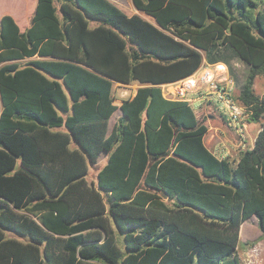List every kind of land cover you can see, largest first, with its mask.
Returning a JSON list of instances; mask_svg holds the SVG:
<instances>
[{
  "label": "trees",
  "instance_id": "trees-1",
  "mask_svg": "<svg viewBox=\"0 0 264 264\" xmlns=\"http://www.w3.org/2000/svg\"><path fill=\"white\" fill-rule=\"evenodd\" d=\"M131 2L154 23L110 0L0 17V264H241L240 225L264 235V0ZM203 58L249 68L235 98L260 127L236 162L161 95ZM115 82L140 86L116 106Z\"/></svg>",
  "mask_w": 264,
  "mask_h": 264
},
{
  "label": "built area",
  "instance_id": "built-area-1",
  "mask_svg": "<svg viewBox=\"0 0 264 264\" xmlns=\"http://www.w3.org/2000/svg\"><path fill=\"white\" fill-rule=\"evenodd\" d=\"M159 86L166 100L183 101L194 109L204 107L211 110L242 145L249 111L237 102L234 82L225 65L208 63L203 58L192 74Z\"/></svg>",
  "mask_w": 264,
  "mask_h": 264
},
{
  "label": "crops",
  "instance_id": "crops-1",
  "mask_svg": "<svg viewBox=\"0 0 264 264\" xmlns=\"http://www.w3.org/2000/svg\"><path fill=\"white\" fill-rule=\"evenodd\" d=\"M6 1L7 2L11 1V2L9 3L8 9L6 8V10L4 9V10L0 11V17L4 14L9 13V15H11L14 18V20L16 21V23L22 28V29L21 28L20 29L23 30L26 26H28V20L32 14V10L34 8V4H35L36 0H6ZM110 1L112 3L119 2V0H110ZM20 3L21 4L23 3V6L25 8L24 9L25 10L24 15L27 18V21L21 22L23 24V26L20 25L21 23L18 21V17L16 16V13H17L16 7H18V5H20ZM6 12H8V13H6ZM133 13H137L141 17H143L144 19L154 23V20L149 15H146L145 13H143L139 10H136V9L130 11V13L127 15H131ZM92 22H95V21H91V23ZM231 61H232V59H229L228 61H225L224 63L218 62L217 64H222V65L226 66V63H229V65H230ZM227 69H228V67H227ZM228 72H229V70H228ZM129 85L135 86V88L131 90L132 93H131L129 98L133 97V95L136 92V89L140 86V84L136 83V82H132L130 84H122V83L115 82L113 85V91H112L113 96L115 93L114 88H116L118 86H129ZM124 99H128V98H124ZM124 99H117L114 96L113 103L116 106H119L121 104L122 100H124ZM117 109H119V108H117ZM192 109H193L194 113L196 114V116L199 119H202L203 120L202 122L206 125V131L203 135L204 145L218 158H227L228 160H230L232 162H236L238 160L239 152L242 149L251 147L253 145L255 135H256L257 131L259 130V128H256V129H254L253 127L251 128V126H250L251 122L248 120V117H247V123H246L245 137H244L243 143L241 145L239 143V140L237 139V137L234 134H232V132L230 130H228L229 131V133L227 135L228 137H226L225 132H223V129H222V127L227 128L226 125L224 124V122L222 120L217 118V116H215V114H213L211 110L205 109L204 107L203 108H197V109L192 108ZM111 129H112V127H111ZM111 129H110V131H111ZM108 131H109V129H108ZM102 153H104V152H102ZM254 216L255 215H252V217H251L253 224H248L247 223L248 218H247L240 225L238 242L241 240V238H243L244 244L246 242H250V241L254 242V245L252 246V248H258L260 250L262 245H263L260 238L262 237V239H263L264 235L262 234L261 230L259 229L257 221L253 219ZM236 249H238V243H237Z\"/></svg>",
  "mask_w": 264,
  "mask_h": 264
},
{
  "label": "rangeland",
  "instance_id": "rangeland-1",
  "mask_svg": "<svg viewBox=\"0 0 264 264\" xmlns=\"http://www.w3.org/2000/svg\"><path fill=\"white\" fill-rule=\"evenodd\" d=\"M10 2L11 1L7 2L6 0H0V11H2L4 9L6 10V8L8 9ZM114 4L117 5L126 14H129L130 11L135 10L131 0H119V2H115ZM34 6H35V4H34ZM55 6L56 7L59 6L58 1H55ZM16 8H17L16 9V12H17L16 16L18 17V21L20 23L23 21H27V18L24 15V11H25L24 9L25 8L23 6V3L22 4L20 3V5H18V7H16ZM6 13H8V12H6ZM29 20H30V18H29ZM94 24H96V23L95 22L91 23V25H94ZM208 63H210V62H208ZM226 66L228 67L229 75L233 79L235 91L238 93L240 85L243 83L244 78L246 77V75L249 71V68L239 59H232V61L230 62V65H229V63H226ZM253 86H254L253 87L254 91L258 96L264 95V71L255 77ZM134 88H135V86H131V85H129V86H118V87L114 88V90H115L114 96L117 99L129 98L131 93H132L131 90ZM119 116H120V110L117 109V110H115V112L112 114V116L110 117V119L108 121L109 131H110L111 127L113 126V124L115 123V121L119 118ZM263 121H264V119H263ZM250 126H251V128L253 127L254 129L259 128L260 122H251ZM222 129H223V132H225L226 137H228L227 136L229 133L228 129L225 127H222ZM106 158H107V154L101 153L99 158H98V161L96 162L95 165H91V164L88 165L89 171H88L86 178L90 184H96V173L103 166V164L106 162ZM251 217L252 216H250L247 220L248 224H253ZM253 219L257 221V218L255 216L253 217ZM243 240L244 239L241 238V240L238 242V249H236L239 258L241 259V264H246L247 261H251V264H264V237H263V239H262V237L260 238V240L262 241V244H263L260 250L258 248H252V246L254 245V242L250 241V242H246L244 244ZM119 243H120V246L123 248V241H122L121 237H119Z\"/></svg>",
  "mask_w": 264,
  "mask_h": 264
}]
</instances>
